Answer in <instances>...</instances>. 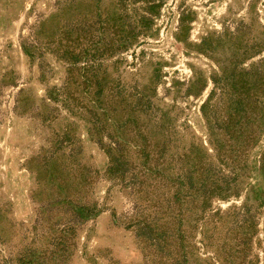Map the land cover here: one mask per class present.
<instances>
[{
	"label": "rangeland",
	"instance_id": "1",
	"mask_svg": "<svg viewBox=\"0 0 264 264\" xmlns=\"http://www.w3.org/2000/svg\"><path fill=\"white\" fill-rule=\"evenodd\" d=\"M52 3L0 0V264H176L175 252L163 253L174 247L180 260V236L184 264H264V0H165L148 33L97 60L101 98L90 114L48 97L63 84L66 62L22 51L21 38ZM98 8L110 16L112 0ZM182 12L189 19L179 32ZM209 92L210 134L200 111ZM15 98L28 109L14 107ZM239 123L259 127L237 155L250 129L231 127ZM66 134L81 149L79 165L93 172L89 202L98 208L69 248L63 212L40 207L62 193L37 184L48 175L35 164L51 148L46 167L59 162L71 145L55 141ZM97 140L120 142L124 174L109 175ZM137 224L175 244L155 250Z\"/></svg>",
	"mask_w": 264,
	"mask_h": 264
},
{
	"label": "trees",
	"instance_id": "2",
	"mask_svg": "<svg viewBox=\"0 0 264 264\" xmlns=\"http://www.w3.org/2000/svg\"><path fill=\"white\" fill-rule=\"evenodd\" d=\"M100 1L53 0L51 14L48 16L44 14L37 15L34 23L28 27L27 35L20 40L22 51L30 58H39L47 50L67 63V75H65L63 84L48 94V97L54 101L60 97L66 103L84 109L89 114L91 111L88 110V106L96 103L101 98L102 87L99 81H97V74L93 69L97 65V60L109 54L112 50L132 45L138 37L148 33L152 26H154V19L165 2V0H112V12L108 16L109 13L107 11L103 12V14L98 11ZM83 3L85 9H89V13H86L87 15L82 12L81 7ZM71 16L72 18H69ZM188 19V12L180 13L179 32L183 31L185 22ZM92 69L93 73L91 72ZM73 71L77 74H73ZM79 71H84L86 74L84 75V72L80 74ZM69 84L74 85V88L70 90L68 88ZM209 95L210 92L201 104L200 111L206 120L207 129L210 134L214 125L209 114ZM14 102V107H24L21 109L22 111L29 107L26 98H15ZM220 125V127L226 128L230 124ZM246 126L250 127V129L248 130V135L237 141L235 149L237 155L243 153L254 143L253 137L259 125L254 126L253 124L239 123V125L231 126L238 131L240 130V132ZM253 127H255L254 131ZM67 142L71 147L66 153H61V160L59 162L53 157L54 162L52 166L46 167V161L56 153L55 148L54 150L51 148L47 156L39 157L42 164L39 165V158L35 164L37 169H39L37 175H40L42 171H46L48 175L47 182L37 179V184L41 183L42 186L47 184L48 188H51L52 191L55 189L60 194L62 193L61 196L55 197L52 201H46L45 205L40 207L44 210L45 206H49V208L45 209L46 211L57 209L59 213L63 212V214H60V219H63L62 227L64 228L63 231L67 234V247L69 248L73 245L76 227L87 221L90 217H93L98 208L95 203L91 204L89 202V193L94 182L93 172L89 168L79 165V162H77L78 153H81L80 147L71 143L69 134L63 136L61 140L55 141V144L63 146V143ZM96 143L103 148L109 158V166L107 168L109 175L119 177V175L124 174L127 163L123 161L121 154L118 152L120 151V142L112 141L109 144L103 145L100 140H97ZM218 149L220 150V148ZM116 153L119 154L116 155ZM209 185H213L220 190L222 189L216 184H212V182ZM211 189L204 191L203 202H200L201 208H203L206 199L216 193L214 188ZM54 204H59V206L55 207L53 206ZM129 226L133 225L130 224ZM135 226L138 229L136 235L143 238L149 237L150 243L155 250L161 242L163 245L175 244L173 240H170V235L161 234L160 232H149L154 229L146 224L143 226L137 224ZM156 239L157 242H154ZM178 243L183 253L180 260L176 258L177 251L174 247L172 248L173 250L168 249L163 254L175 252V257L172 260L176 261V264H184V254L187 253L184 252V248L188 247V242L184 237L180 236Z\"/></svg>",
	"mask_w": 264,
	"mask_h": 264
}]
</instances>
